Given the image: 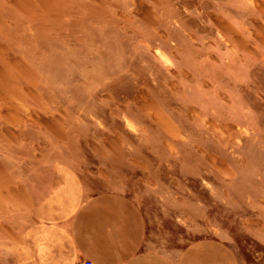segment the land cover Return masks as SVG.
<instances>
[{"label":"rangeland","instance_id":"rangeland-1","mask_svg":"<svg viewBox=\"0 0 264 264\" xmlns=\"http://www.w3.org/2000/svg\"><path fill=\"white\" fill-rule=\"evenodd\" d=\"M55 162L264 264V0H0V264Z\"/></svg>","mask_w":264,"mask_h":264},{"label":"crops","instance_id":"crops-1","mask_svg":"<svg viewBox=\"0 0 264 264\" xmlns=\"http://www.w3.org/2000/svg\"><path fill=\"white\" fill-rule=\"evenodd\" d=\"M12 264H238L216 237L158 249L140 205L112 190L90 191L73 167L55 162L46 193L12 244Z\"/></svg>","mask_w":264,"mask_h":264},{"label":"built area","instance_id":"built-area-1","mask_svg":"<svg viewBox=\"0 0 264 264\" xmlns=\"http://www.w3.org/2000/svg\"><path fill=\"white\" fill-rule=\"evenodd\" d=\"M84 264H91V263H89V262H86V263H84Z\"/></svg>","mask_w":264,"mask_h":264}]
</instances>
